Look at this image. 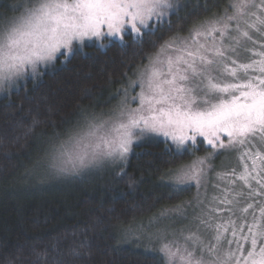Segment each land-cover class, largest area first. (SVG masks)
Segmentation results:
<instances>
[{"label": "snow or ice", "instance_id": "obj_1", "mask_svg": "<svg viewBox=\"0 0 264 264\" xmlns=\"http://www.w3.org/2000/svg\"><path fill=\"white\" fill-rule=\"evenodd\" d=\"M6 7L0 93L87 56L88 42L137 58L121 60L126 70L115 105L98 112L77 104L59 127L39 134L30 171L75 178L115 166L127 176L136 147L163 143L170 157H192L168 170L163 186L170 195L196 191L120 238L147 240L145 251L158 255L159 264H264V0H229L222 12L207 0H18ZM90 94L85 88L81 98ZM7 135L0 130V141ZM202 143L210 150L198 156ZM222 154H235L241 167L218 171L223 186L213 185L209 198L207 176ZM90 257L86 238L77 243L73 234L66 250L19 245L0 252V264H88Z\"/></svg>", "mask_w": 264, "mask_h": 264}, {"label": "trees", "instance_id": "obj_2", "mask_svg": "<svg viewBox=\"0 0 264 264\" xmlns=\"http://www.w3.org/2000/svg\"><path fill=\"white\" fill-rule=\"evenodd\" d=\"M14 2L18 0H0V13L9 14L6 6ZM207 2L215 5L213 12H222L229 0ZM172 20L176 22L177 17ZM84 51L87 56L77 55L65 65L58 63L42 79L29 81L18 91L0 93V130L8 132L0 141V252H15L19 245L29 244L38 250L48 247L51 251L52 245L66 250L75 234L77 243L86 238L91 254L88 264H159L158 255L154 258L145 251L148 243L144 242L148 247H135L121 239V233L136 222L145 223L162 208L182 202L180 193L170 195L171 190L163 186L166 179L161 177L191 156L170 157L163 143L151 141L134 149L127 176L117 175L119 169L114 166L91 177L59 180L29 170L39 134L51 131L53 124L59 127L77 104L93 105L98 112L115 105L121 73L126 70L122 58L137 62L131 50L125 57L117 46L103 52L88 43ZM85 88L91 94L82 99ZM34 121L38 126L33 127ZM29 129L31 134L24 137ZM207 150L203 143L199 145L201 153Z\"/></svg>", "mask_w": 264, "mask_h": 264}, {"label": "rangeland", "instance_id": "obj_3", "mask_svg": "<svg viewBox=\"0 0 264 264\" xmlns=\"http://www.w3.org/2000/svg\"><path fill=\"white\" fill-rule=\"evenodd\" d=\"M88 43H91V42H88ZM137 91H139V89H137ZM198 139H200V138H198ZM203 144L205 145V147H207V149H209V146H208L206 143H203ZM209 150H210V149H209ZM195 154L198 155V156H203V155H205V154L201 153L200 151L196 152ZM191 159H192V158H191ZM189 161H190V160H189ZM189 161H188V162H189ZM186 163H187V162H186ZM213 163H214V169L208 173V176H207V184H206L207 195H208L209 198L211 197L212 194H214V193L217 191V189H215V188L213 187V185L220 183L221 186H223L222 182L219 181V180L217 179V175H216V173H217L218 171L226 170V169H228V168H230V167H233V166L236 165V164H237V171H239V170H240V167H241V166L239 165V161L237 160L235 154H231V155H229V154H222V155L216 156V157L214 158ZM249 164H250V161H249ZM114 167H115V166H114ZM235 168H236V167H235ZM105 169H106V168H103V169H101V170H99V171L93 172V173H91V174H86V175H84V176H85V177H91V176H93V175H96V174H98V173L104 171ZM43 177H44V176H43ZM67 178H72V177H67ZM59 179H60V178H57V180H59ZM62 182L64 183L65 181H62ZM195 191H196V189L193 187V188H191L189 191H186V192H182V193H180V194H181L182 202H183V201H187V200H191L193 194L195 193ZM201 191L204 192V189L202 188ZM177 204H178V203H177ZM150 217H152V216H150ZM150 217H149V218H150ZM149 218H148V219H149ZM142 222H143V221H140V223H137V222H136V223L133 224L132 227L130 226V229L126 228V229H124V230H129V231H133V232H135V231L138 229L139 225H140ZM147 223H148V220H147L145 223H143V224H147ZM184 223H186V222H184ZM180 226H181V223L178 222V223L176 224V227L179 228ZM125 242H126V243H129V244H132V245H134L135 247H138V246L148 247L147 244H144V242H145V243H148L147 240H145V239H139V240H137V239H135L134 236H129L128 239L125 240ZM148 254H153V253H152V252H148ZM157 257H159V256H157Z\"/></svg>", "mask_w": 264, "mask_h": 264}]
</instances>
